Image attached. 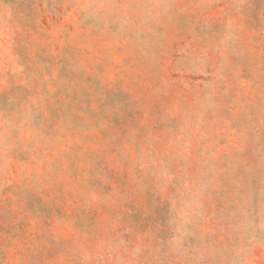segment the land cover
Wrapping results in <instances>:
<instances>
[{"label": "rangeland", "instance_id": "obj_1", "mask_svg": "<svg viewBox=\"0 0 264 264\" xmlns=\"http://www.w3.org/2000/svg\"><path fill=\"white\" fill-rule=\"evenodd\" d=\"M0 264H264V0H0Z\"/></svg>", "mask_w": 264, "mask_h": 264}]
</instances>
